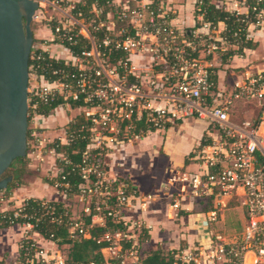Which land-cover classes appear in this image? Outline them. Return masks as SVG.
Returning a JSON list of instances; mask_svg holds the SVG:
<instances>
[{
  "label": "built area",
  "instance_id": "built-area-1",
  "mask_svg": "<svg viewBox=\"0 0 264 264\" xmlns=\"http://www.w3.org/2000/svg\"><path fill=\"white\" fill-rule=\"evenodd\" d=\"M202 2L196 0L194 9L202 20L201 29L206 31L198 29L189 35L171 24L172 10L163 0L126 1L114 10L113 28L104 20L92 26L74 15V4L66 2L69 8L60 9L66 21L53 20L51 38L60 47L62 56L48 54L77 70L52 81L30 71L43 83L33 87L29 96L42 101L56 97L65 103L83 101L78 107L85 121L66 130L64 140L59 139V143H68L75 137L86 140L81 161L74 166L79 169L81 181L77 192L72 193L84 199V203L79 217L70 210L64 214L68 216V231L73 237H90L89 229L94 226L106 228L97 242H105L101 252L117 254L119 264H146L142 262L144 253L139 251L138 242L146 225L128 211H145L149 202L134 197V189L128 182L107 177L105 159L123 140L122 130L125 133L138 120L159 129L166 123L188 118L207 122L204 140L209 142L195 152L196 167L174 179L179 183V193L175 195L189 201L187 209L191 212L195 199L202 207L211 203L213 208L196 212L204 216L200 222L211 230L205 237L171 251L173 260L169 264H264V71L245 73L219 89L207 61L213 52L225 53L250 40V25L264 29V7L253 6L251 13H239L233 8L230 12L242 15L237 18L239 29L227 36L225 27L212 36L209 32L216 30L204 21ZM100 26L107 33L98 40L92 31ZM78 35L89 44L80 55L73 54L65 45ZM101 44L125 51V57L112 64L100 50ZM133 56L140 66L132 64ZM31 57L35 58L33 54ZM240 105L250 114L239 115ZM32 135L36 144H47L46 139L38 138L37 132L32 131ZM61 171L56 167L53 187L65 196L70 184L61 181L65 177ZM240 198L243 221L239 232L225 236L212 229L220 212L230 203L239 204ZM179 203L175 197L171 206L177 208ZM41 211L40 216L48 215L51 221H59L54 205H43ZM19 212L20 209L13 216ZM85 216L89 217L88 224L84 223ZM108 221L119 227L110 229ZM22 225L26 228L23 238L33 247L29 262L40 258L36 264H64L59 254L53 257L47 249L37 247L34 235H41L34 231L31 222Z\"/></svg>",
  "mask_w": 264,
  "mask_h": 264
},
{
  "label": "crops",
  "instance_id": "crops-1",
  "mask_svg": "<svg viewBox=\"0 0 264 264\" xmlns=\"http://www.w3.org/2000/svg\"><path fill=\"white\" fill-rule=\"evenodd\" d=\"M62 1L74 4L75 2H79L81 0H62ZM126 1H129L131 3V0H113L112 3L114 5V8L117 9L118 7L122 6ZM163 1L166 3L168 8L172 10V12L170 13V21L174 27H176L179 30H185L189 33L201 29L202 20L199 16L195 14L196 12L194 9L196 0H163ZM211 1L218 5H223L224 9H226L227 11H231L233 10V8L236 9L239 13H247L249 11L248 5L244 4V0H211ZM43 3L55 7L54 6L55 3L53 2V0H43ZM93 11L97 12L95 8ZM60 12L62 13L61 10ZM60 18L61 17H58V19L56 20L63 22L66 21L65 19H60ZM104 21L109 28H113L116 24L114 20V11L107 12ZM214 27L216 30L215 33L213 31L209 32L210 35L212 36H217L219 33L224 31L226 26L224 22L220 21ZM45 29L46 31L40 28L36 30L37 34H42V33L44 34L42 37H39L41 39L36 41L37 47L47 51L50 55L61 57L62 55H61L60 47H58L54 42L51 41L53 35L50 27L45 26ZM198 31L205 32L206 30L203 28ZM249 32L251 35L250 42L254 44L253 47H248L244 45L239 53H234L231 56H228L225 62H222L220 60L221 53L218 51L213 52L207 58V61L210 63L211 69H213L215 75L214 81L217 88L222 89L223 87H226L231 81H233L234 79H239L245 73L249 74V73H255L257 71H264V29H257V27L255 28L253 27V25H250ZM232 48H236V47H232ZM131 60L134 66L136 67L140 66L139 61L134 56L131 58ZM38 81L40 84L43 83L40 81V79H38ZM64 104L66 106V110L64 106H62ZM64 104L55 107L47 115H40L34 112L35 115L34 118L36 120L35 122L37 125H35L32 128V131L37 132L39 136L44 137L43 139H46V141L48 142H46L47 144L42 147V145L36 144L37 143L36 139L32 141L33 144L32 146L38 148L36 152L28 149L27 170H29V168L32 166L33 164L32 160L36 158V154H38L40 158H43V156H45L43 155L44 153H47L49 158L52 157V159H54L52 160L51 164L52 166H55V170H56L57 158H59L58 154L60 153L57 152L55 148L53 149L51 141L59 140V139L62 141L64 140V133L66 131V126L70 121H72L74 117L72 111L70 112L71 106L69 105V103H64ZM66 111H68V114ZM237 112L239 113V115L250 114V111L244 110L242 105L239 106ZM189 119H193V118H188L187 122H184L185 119L181 120L176 125L179 126L183 125V127H186L190 124V126L192 125V127L195 128V126H193V123L190 122ZM172 126L174 125H170L167 128H165L162 133L164 134L165 131L169 128H172ZM205 130L206 127L205 129L204 127H202V129L200 130L201 133L200 140L201 137L205 134ZM154 138L151 137L150 139L149 138L146 139V137H143V139L140 140L135 145H126L123 150L124 154L125 155L132 154L130 159L131 161L133 160L135 164H137L135 159L136 156L145 153L147 155V159L150 161V164L151 163L153 164V159L157 157V153H159V150L161 149L163 153L161 157L167 160V162L168 161L170 162L169 166L172 167L177 164L178 165L183 164L185 171L194 169V166H196V164L193 163V161L192 163H188V164L185 163L187 154L182 155L181 158L175 159L174 161L170 160L169 157H167L168 153L166 152L165 138L164 137L161 138L159 134L158 137L156 136L155 140H152ZM200 140L197 146L195 147L199 148ZM134 146H138L139 151H133ZM113 154L114 152H111L105 159L107 177L113 179L118 178L128 182L134 189V193H133L134 197L136 198L141 197L149 202L148 207L145 211H140V210L137 212L128 211V213L132 217H138L145 223L146 228L144 230V233L148 235V238L145 239L147 243H144V245H148L149 247L148 250L156 249V248H160V249L164 248L163 246L164 243L162 242V238H160V235L162 234L161 232L162 227L159 226L160 224L164 225V232H168L167 234L169 236H172L171 234H174V230H171L172 227L168 226L169 224H171L170 221H168L164 217L163 218L165 221L161 219H156L155 216L157 212L161 211V209L157 211V209L154 207L151 209L149 208L152 203L156 202L157 200H161V198L163 197H164L163 199L167 201L165 202L164 205L165 211L163 212L168 214L170 217H172L171 213L168 212L173 211L174 216H178L177 218L181 225V228L178 231L179 232L178 237L181 240H185L186 244L196 240L197 238L205 237V235L209 232L208 230L209 229L211 230L210 226L207 227L205 224L200 222L201 218L204 217L203 215H201L200 213H196L194 210L191 212L187 209L188 205L190 204L188 200H184L183 198L180 199L179 196L175 195L176 193H179V186L177 184L176 186H174L173 178H176L179 175L171 176L170 173L169 174L170 176L169 175L165 176L167 177L166 180L164 179L165 177L163 178L164 180H162L161 176L160 179L159 177L152 175L148 171H141L136 174L131 171H125L126 169H122L121 172L118 171V173L116 174H111L112 170L117 171L113 164L114 159L113 161L112 159L109 161L111 156H114ZM131 168H134V166H131ZM165 172L161 175L164 176L166 174ZM150 188L152 189L151 190L152 192H148ZM33 191L34 190L29 191V194L27 193V195H25L22 198V200L19 201V203L16 202V206H19L21 202L27 197L48 199V197L33 194L32 193ZM175 197L177 199L179 198L180 201L179 206L177 208L171 206V203L173 202V199H175ZM229 205H232V203H230ZM8 209H12V208H8ZM175 210L178 211L176 212ZM182 211H185L186 213L183 214ZM242 221L243 218L241 216V224ZM216 223H218V220L216 221ZM216 223H214L213 225H215ZM11 227L12 226L7 228L6 230H1V229L0 230L8 234ZM176 246L177 245H173L169 248H175ZM14 251L15 250H12V252Z\"/></svg>",
  "mask_w": 264,
  "mask_h": 264
},
{
  "label": "trees",
  "instance_id": "trees-1",
  "mask_svg": "<svg viewBox=\"0 0 264 264\" xmlns=\"http://www.w3.org/2000/svg\"><path fill=\"white\" fill-rule=\"evenodd\" d=\"M113 0H81L74 3L72 13L78 18L83 19L86 22H90L92 26H96L99 22L105 20L106 13L109 11H114ZM244 4L249 6V13L252 12V7L263 8L264 0H244ZM201 9L204 12L203 19L206 22H209L210 26H216L220 21L225 23L226 30L224 34L229 36L232 30L239 29V21L237 18L241 17V14H235L234 12L227 11L224 9L223 5H218L213 3L211 0H203L201 4ZM94 8L97 12L93 11ZM80 13V15H78ZM55 26V21L49 23L51 31H53ZM91 26V28H92ZM98 40L107 33V30L104 26H100L98 29L92 31ZM191 33V32H190ZM185 31L186 35L190 34ZM35 41V39H33ZM42 42V41H41ZM65 45L71 50L73 54L80 55L83 48L88 47V40L81 35H78L73 39L72 42H65ZM253 47L254 44L250 40L246 42L239 43L236 48L229 49L225 53H221L220 60L225 62L228 56H231L234 53H239L243 46ZM100 50L108 58V61L112 64H116L117 60L125 57V51L120 49H115L112 45L108 44L106 46L100 45ZM31 54L35 58L31 57ZM36 56H39L36 59ZM33 70L36 75H42L44 79L48 81L62 79V74L76 71V67L73 65H67L61 59L51 58L47 51L42 50L39 47L32 46L29 60H28V71ZM54 70H57L58 73H53ZM213 70V69H212ZM215 80V75L213 76ZM35 103V108H32V112H35L40 115L49 114L55 107L60 106L65 103L61 97H56L51 100L42 101L38 97H31L29 102V107L31 108L32 104ZM71 107H78L83 105V101H68ZM29 110V109H28ZM85 121L82 113L75 115L67 126L66 130L72 129L74 125H80ZM170 126V123H166L164 128ZM125 126H123L124 128ZM154 131L156 127L152 125H147L143 119L135 122V125L130 129L126 130L127 136L141 135L146 131ZM120 134V138L123 139V133ZM31 131L27 129V138ZM126 138V137H125ZM209 139L204 140V135L201 137L199 146L208 143ZM55 150L61 154L62 157L57 158V168L61 169V173L65 177L61 181H66L70 184V190L67 192V195L77 192V185L80 183V177L78 175L77 167H74L75 164L81 161V153L86 145V140L81 139L80 137H75L68 143H59V140H54L52 143ZM27 149L26 155L24 157H17L12 160L9 167L6 169L4 175H6L7 170L11 169L12 180L10 185L5 189L8 190L9 187L15 185H22L23 175L27 172L28 168V159H27ZM186 163V160H185ZM73 169V170H72ZM58 174V175H60ZM6 196H9V193H6ZM54 205L55 214L58 216L57 221H51L48 215H41V210L43 205ZM19 215L14 217L13 214L16 211L15 209H5L0 210V229L6 230L12 225L31 222L33 224L34 231L38 232L43 238L55 241L58 245L68 244L69 250L64 259V264H87L89 262H94L95 264H109L108 260L105 259L101 252V248L105 246V242H97V238L101 233L106 229L102 227H91L90 237L83 238L72 236L68 231V216L64 214L65 210H68V207L62 201H54L46 198H37V197H27L22 201L20 207ZM213 208L212 204L205 207H200L197 211H207ZM182 213H186L182 211ZM84 223H89V217L85 216ZM107 227L114 229L119 227V224H115L111 221H108ZM148 238V235L144 233L140 235L138 242ZM30 241L27 238H23L20 241L19 247V258L24 263L27 258H29L33 253V247L30 245ZM173 254L165 252L160 248L151 249L144 253L142 262L146 264H169L172 262ZM26 264H30L26 262Z\"/></svg>",
  "mask_w": 264,
  "mask_h": 264
},
{
  "label": "rangeland",
  "instance_id": "rangeland-1",
  "mask_svg": "<svg viewBox=\"0 0 264 264\" xmlns=\"http://www.w3.org/2000/svg\"><path fill=\"white\" fill-rule=\"evenodd\" d=\"M55 3L56 7H52L51 5H46L43 3V0H40L39 7L35 11V16L33 17L32 23H31V28L33 31V45L34 47L37 46V42L39 37H42L44 34H37L36 30L37 29H42L45 30V26H49V23L53 21L54 19H58V17H61L60 19H63V14L60 12L61 10L69 8L68 6L66 7V2L62 0H53ZM118 25H122L124 23H117ZM229 49V48H228ZM146 62V60L144 61ZM39 84L38 79H36L31 72H29V80H28V92L32 90L33 87L37 86ZM31 100V96L28 94V107H29V102ZM64 106L66 110L65 104L62 105ZM29 110L27 111V119H28V124H27V129L30 130L31 132L28 135L27 138V150L30 149L34 152H36L38 147L32 146V141L35 139V137L32 135V128L37 125L36 120L34 118V112H32V106L31 108H28ZM70 112L72 111V114L75 116L79 113H81V110L79 107H71ZM68 114V111H66ZM190 122L193 123L190 126V124L186 127L176 125L178 124L181 120L173 121L170 123L172 128H169L165 131L163 134V130L165 128H159L154 131H146L144 133H141V135H135V136H127V132H125V135H123V140H120V143L116 145L114 149H112V152H114V156H111L109 161L114 159L113 164L114 167L117 171L112 170L111 174H116L122 171V169H126L125 171H131L134 173H139L141 171H148L152 175H155L156 177H159L162 180H166L167 175L173 176V175H181L183 172H185L184 165H174V166H169L170 162L165 160L163 157H161L162 150H159V153H157V157L153 159V164H150V161L147 159V155L145 153H142L141 155L136 156V163L131 161V156L132 154H124V147L126 145H135L137 144L140 140L143 139V137H146V139H150L151 137L154 138L152 140L156 139V136L158 137L161 136V138H165V146H166V152L168 153V156L170 160L174 161L175 159L181 158L182 155H186V164L188 163H195L196 160L193 159V156L195 152L199 149L197 144L199 143L200 140V130L202 127L207 126V122L201 121L199 119H189ZM184 122H187V119L184 120ZM157 134V135H155ZM163 134V135H162ZM126 137V138H125ZM39 139H43L44 137L39 136ZM43 146L45 144H42ZM42 146V147H43ZM138 146H134L133 151H139ZM43 158H40L38 154H36V158H34L32 166L27 170V172L23 175V184L22 185H13L9 187L8 190L5 191V189L0 190V210L12 208L15 209L16 212L18 207L21 206H16V202L19 203L22 198L29 194V191L34 190L32 193L37 194L40 196H45L48 197L49 200H57V201H62L64 204H66L69 207V210L73 212V216L79 217L81 215V209L84 203V199H80L77 195H63V193L59 190H57L55 187H53L54 183V174H55V166H52L51 162L52 157L49 158L47 153H44ZM38 156V157H37ZM108 160V159H107ZM123 163V164H122ZM185 164V165H186ZM134 166V168H131V166ZM196 166H194L195 168ZM166 171V172H165ZM166 173L164 176L161 174ZM168 172V173H167ZM11 174V169L7 170L6 175ZM169 175V176H170ZM161 176V177H160ZM165 177V178H164ZM164 178V179H163ZM175 179V178H173ZM12 180V179H11ZM11 181L8 183L10 185ZM174 186L176 184L178 185V182H175L173 180ZM7 185V186H8ZM179 186V185H178ZM152 189L150 188L148 192H152ZM174 190V189H173ZM27 191V192H26ZM175 192V191H174ZM6 193H9V196H6ZM164 198V197H163ZM161 198V200H157L156 202L152 203L150 205L151 208H156L157 211L161 209V211L157 212L156 214V219H161L164 220L167 219L170 221L171 224H169V227H172L171 230H174V234H171L172 236H169L167 233L164 232V225L160 224L159 226L161 228L162 234L160 235V238H162V242L164 243V250L165 252L171 253V251H175L178 247H183L185 246L186 242L185 240H181L178 237L179 234V229L181 228V225L178 220V216H174V212H168L171 213L170 217L168 214L164 213V205L166 200ZM170 199V198H169ZM242 202V198L239 199V204L236 202H233L232 205H229L228 207L224 208L219 216H218V223L215 225H212V229L217 230L218 232H221L225 236H231L235 233H238L240 228H241V212H240V207L239 205ZM163 205V206H162ZM193 210H197L200 207H202V203H199L197 199L193 200L192 202ZM191 206V207H192ZM176 212L178 210H175ZM164 217V218H163ZM165 221V220H164ZM163 222V221H162ZM188 226V225H187ZM168 229V228H166ZM165 229V230H166ZM26 236V228L22 225V223L15 224L14 226L10 228V231L8 234L2 232L0 230V264H26V262L30 264H36L38 263L36 260L35 262L31 263L27 259L23 263L20 258H19V247H20V241L23 239V237ZM36 238V245L37 247H40L44 250H48V255H51L55 257L56 255H60L63 259H65L66 254L68 253L69 250V245L68 244H60L58 245L55 241H50L48 239H45L41 236L34 235ZM144 243H147L145 240H142L139 242V251L141 253H145L148 250V245H144ZM173 243V244H172ZM173 245H177L175 248H169ZM183 245V246H182ZM125 246V243L123 244ZM12 250H15L12 252ZM103 256L105 259L108 260L109 264H119L118 261V256L117 254H113L112 252H107V251H102ZM126 261H129L126 259ZM40 264V263H39Z\"/></svg>",
  "mask_w": 264,
  "mask_h": 264
},
{
  "label": "water",
  "instance_id": "water-1",
  "mask_svg": "<svg viewBox=\"0 0 264 264\" xmlns=\"http://www.w3.org/2000/svg\"><path fill=\"white\" fill-rule=\"evenodd\" d=\"M40 0H0V190L13 159L27 149L28 60L33 45L31 23Z\"/></svg>",
  "mask_w": 264,
  "mask_h": 264
}]
</instances>
